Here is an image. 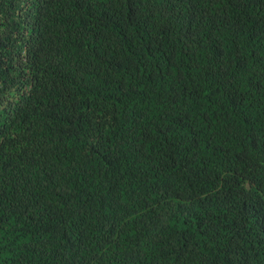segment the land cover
Wrapping results in <instances>:
<instances>
[{
    "label": "trees",
    "instance_id": "obj_1",
    "mask_svg": "<svg viewBox=\"0 0 264 264\" xmlns=\"http://www.w3.org/2000/svg\"><path fill=\"white\" fill-rule=\"evenodd\" d=\"M0 264H264V0H0Z\"/></svg>",
    "mask_w": 264,
    "mask_h": 264
}]
</instances>
